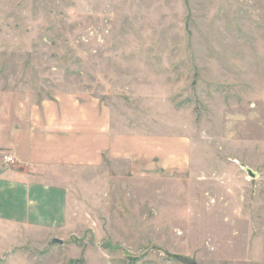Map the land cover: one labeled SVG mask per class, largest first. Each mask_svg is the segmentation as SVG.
<instances>
[{
    "label": "rangeland",
    "instance_id": "374dc122",
    "mask_svg": "<svg viewBox=\"0 0 264 264\" xmlns=\"http://www.w3.org/2000/svg\"><path fill=\"white\" fill-rule=\"evenodd\" d=\"M63 93L187 134V169L77 186L0 264H264V0H0V110Z\"/></svg>",
    "mask_w": 264,
    "mask_h": 264
},
{
    "label": "crops",
    "instance_id": "0c3cea01",
    "mask_svg": "<svg viewBox=\"0 0 264 264\" xmlns=\"http://www.w3.org/2000/svg\"><path fill=\"white\" fill-rule=\"evenodd\" d=\"M153 124L138 107L109 104L90 93L4 105L0 234L13 241L22 232L57 234L75 205L77 186L89 193L117 190L108 181L112 171L148 180L186 170L190 138L165 127L158 132ZM8 154L15 163L4 160Z\"/></svg>",
    "mask_w": 264,
    "mask_h": 264
},
{
    "label": "built area",
    "instance_id": "2783aa9c",
    "mask_svg": "<svg viewBox=\"0 0 264 264\" xmlns=\"http://www.w3.org/2000/svg\"><path fill=\"white\" fill-rule=\"evenodd\" d=\"M4 160L8 163H15L16 162V159L14 156L8 154V155H5L4 156Z\"/></svg>",
    "mask_w": 264,
    "mask_h": 264
},
{
    "label": "water",
    "instance_id": "95a60500",
    "mask_svg": "<svg viewBox=\"0 0 264 264\" xmlns=\"http://www.w3.org/2000/svg\"><path fill=\"white\" fill-rule=\"evenodd\" d=\"M248 173L253 176V177H256L257 176V173L255 171H253L251 168H248L247 169ZM59 240V239H58Z\"/></svg>",
    "mask_w": 264,
    "mask_h": 264
}]
</instances>
